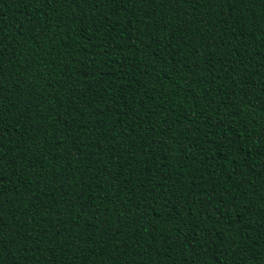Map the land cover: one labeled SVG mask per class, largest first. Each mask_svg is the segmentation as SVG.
<instances>
[{"label": "trees", "instance_id": "obj_1", "mask_svg": "<svg viewBox=\"0 0 264 264\" xmlns=\"http://www.w3.org/2000/svg\"><path fill=\"white\" fill-rule=\"evenodd\" d=\"M0 264H264V0H0Z\"/></svg>", "mask_w": 264, "mask_h": 264}]
</instances>
